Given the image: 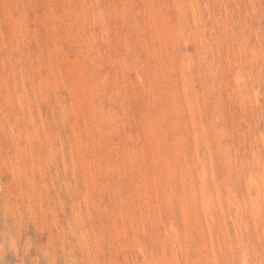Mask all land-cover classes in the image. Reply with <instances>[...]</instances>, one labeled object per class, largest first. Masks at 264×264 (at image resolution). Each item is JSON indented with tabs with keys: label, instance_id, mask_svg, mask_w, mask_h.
I'll list each match as a JSON object with an SVG mask.
<instances>
[{
	"label": "rangeland",
	"instance_id": "rangeland-1",
	"mask_svg": "<svg viewBox=\"0 0 264 264\" xmlns=\"http://www.w3.org/2000/svg\"><path fill=\"white\" fill-rule=\"evenodd\" d=\"M0 264H264V0H0Z\"/></svg>",
	"mask_w": 264,
	"mask_h": 264
}]
</instances>
